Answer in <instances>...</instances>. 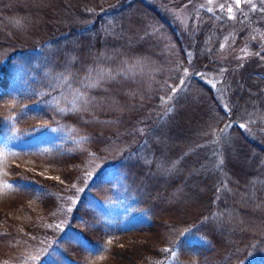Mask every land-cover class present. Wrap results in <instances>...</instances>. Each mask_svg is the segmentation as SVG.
Listing matches in <instances>:
<instances>
[{
    "label": "trees",
    "instance_id": "trees-1",
    "mask_svg": "<svg viewBox=\"0 0 264 264\" xmlns=\"http://www.w3.org/2000/svg\"><path fill=\"white\" fill-rule=\"evenodd\" d=\"M221 58L161 0H0V264L264 254V72Z\"/></svg>",
    "mask_w": 264,
    "mask_h": 264
},
{
    "label": "rangeland",
    "instance_id": "rangeland-1",
    "mask_svg": "<svg viewBox=\"0 0 264 264\" xmlns=\"http://www.w3.org/2000/svg\"><path fill=\"white\" fill-rule=\"evenodd\" d=\"M161 1L168 5L169 11L184 30L193 34L203 30L211 31L216 36L220 58L226 61L230 72L237 71V74L246 64L250 66L249 69L257 68L264 72V60L261 61V66L253 62L259 53L264 52L262 0H241L239 7L235 0ZM229 6L232 8L231 13L224 9ZM209 8L212 9L211 12L208 11ZM230 15L232 19H229ZM235 230L233 227L229 232L239 231ZM248 263L264 264V254H255Z\"/></svg>",
    "mask_w": 264,
    "mask_h": 264
},
{
    "label": "snow or ice",
    "instance_id": "snow-or-ice-1",
    "mask_svg": "<svg viewBox=\"0 0 264 264\" xmlns=\"http://www.w3.org/2000/svg\"><path fill=\"white\" fill-rule=\"evenodd\" d=\"M262 2H264V0H262ZM235 3H236V6L239 7V6H240V3H241V0H235ZM221 7H223V5H222ZM253 8H255V6H253ZM208 11L211 12L212 9L209 8ZM227 11H228L229 13L232 12V8H231V6L228 7ZM232 18H233V17L230 15V16H229V19H232ZM221 47H223V45H222ZM173 91H175V89H173ZM242 127H243V125H242ZM72 187H75V185H73ZM57 227H59V225H57ZM165 251H168V250L165 249ZM173 255H174V253H173Z\"/></svg>",
    "mask_w": 264,
    "mask_h": 264
}]
</instances>
